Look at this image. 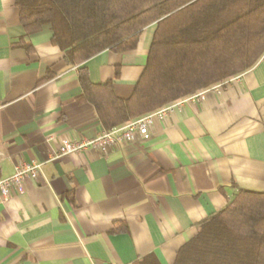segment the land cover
I'll return each instance as SVG.
<instances>
[{"label": "crops", "instance_id": "crops-1", "mask_svg": "<svg viewBox=\"0 0 264 264\" xmlns=\"http://www.w3.org/2000/svg\"><path fill=\"white\" fill-rule=\"evenodd\" d=\"M154 30L135 50L75 65L50 25L27 34L15 0H0V177L19 160L42 164L23 193L0 202V264H139L150 254L173 264L240 188L264 191V55L203 100L176 102L147 135L56 157L63 139L105 128L81 100L78 69L129 97Z\"/></svg>", "mask_w": 264, "mask_h": 264}, {"label": "trees", "instance_id": "trees-1", "mask_svg": "<svg viewBox=\"0 0 264 264\" xmlns=\"http://www.w3.org/2000/svg\"><path fill=\"white\" fill-rule=\"evenodd\" d=\"M15 3L26 33L50 25L53 43L75 65L106 49L135 50L155 24L145 68L129 97L117 95L113 80L94 83L87 66L78 69L81 100L96 106L106 129L243 74L264 55V0ZM178 251L173 264H264V191L240 188ZM139 264L159 263L150 254Z\"/></svg>", "mask_w": 264, "mask_h": 264}, {"label": "built area", "instance_id": "built-area-1", "mask_svg": "<svg viewBox=\"0 0 264 264\" xmlns=\"http://www.w3.org/2000/svg\"><path fill=\"white\" fill-rule=\"evenodd\" d=\"M220 85L221 83L207 87V89L196 92L183 99L194 100L197 98L203 100L208 90L219 89ZM179 101L176 102L179 103ZM176 102L156 109L153 112L141 115V117L128 121V123L116 125L109 129L104 128L94 137L63 139L56 157L67 154L83 153L90 149L98 150L101 153H107L110 149L114 148L115 145L124 144L133 140L136 132H139L141 135H147L150 133V126L153 124L154 119L165 118L168 112L175 106ZM41 166L42 164L36 161L19 160L15 165L14 172L9 175V177H0V202H6L13 195L23 193L25 181L27 179L38 178Z\"/></svg>", "mask_w": 264, "mask_h": 264}, {"label": "rangeland", "instance_id": "rangeland-1", "mask_svg": "<svg viewBox=\"0 0 264 264\" xmlns=\"http://www.w3.org/2000/svg\"><path fill=\"white\" fill-rule=\"evenodd\" d=\"M211 86H213V85H211ZM211 86H208V87H211ZM203 90H205V89H203ZM200 91H202V90H200ZM200 91H198V92H200ZM196 93V92H195ZM193 95V94H192ZM190 96V95H189ZM188 97V96H187ZM168 104H171V103H168ZM167 104V105H168ZM167 105H164V106H162V107H165V106H167ZM162 107H160V108H162ZM159 109V108H158Z\"/></svg>", "mask_w": 264, "mask_h": 264}]
</instances>
